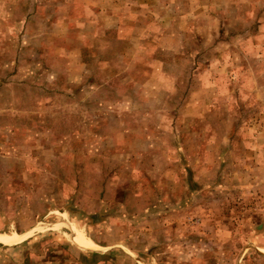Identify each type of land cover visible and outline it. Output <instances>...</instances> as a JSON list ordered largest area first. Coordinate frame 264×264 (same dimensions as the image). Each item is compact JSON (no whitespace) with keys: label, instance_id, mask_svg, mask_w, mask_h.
Wrapping results in <instances>:
<instances>
[{"label":"rangeland","instance_id":"rangeland-1","mask_svg":"<svg viewBox=\"0 0 264 264\" xmlns=\"http://www.w3.org/2000/svg\"><path fill=\"white\" fill-rule=\"evenodd\" d=\"M21 1L10 20L34 17L0 51V233L40 221L89 264H264V0H150L107 32L84 4L97 25L72 36L50 30L59 0ZM19 243L0 264H45Z\"/></svg>","mask_w":264,"mask_h":264},{"label":"crops","instance_id":"crops-1","mask_svg":"<svg viewBox=\"0 0 264 264\" xmlns=\"http://www.w3.org/2000/svg\"><path fill=\"white\" fill-rule=\"evenodd\" d=\"M148 1L150 0H59L60 2V7L64 8L66 13L64 16H62L59 20H57L56 23L52 24L50 26V30H55V29H61L63 28L64 34H69V36H72L70 34L71 31L75 32L77 35V28L78 27H83L84 26V21L85 23L90 24L92 27H96L97 23H95V18H90V19H85L84 21L81 20V18L84 16V14H78L76 13V7L77 6H82L84 7H90L94 10V14L96 18H103V20L100 21V24L104 27L101 29L104 32H107L109 30H120V28H128V27H134L138 26L139 20H140V14L135 15L133 14L130 10L131 8L135 7L138 9H146V4H148ZM8 3H11V0H0V22H4V25L8 26L10 25L9 32L10 36H5V30L2 24H0V51L3 49L4 46H9L13 43L15 39V33L14 30L17 32V27L21 29L22 31L25 29V24H27L33 17H34V12L29 10V7L25 9V12L23 13V16L20 18V20H10L11 15L8 16V10L7 5ZM22 1L21 0H16L14 4L11 3V8L10 10H13L17 6H21ZM28 4V2H26ZM33 3H36V0H33ZM166 8L164 7L163 10ZM163 14L167 15V10ZM162 14V15H163ZM98 21V20H97ZM158 23L160 26L165 25H172L173 19L170 17L167 18V16H163L162 18H158ZM165 22V23H163ZM24 27V28H23ZM70 29V31H68ZM99 34V30L94 34V37L97 38ZM144 35H138L135 37H123L127 42H125V45L132 46V48L135 49L136 53L138 52V49L140 47V44L142 45L144 42L142 41ZM76 37V36H74ZM84 39H91L88 35H82L79 34L78 40L80 44L83 42ZM92 40V39H91ZM93 41V40H92ZM94 47V45H92ZM127 47V46H126ZM126 47H122L123 51L121 53H124V49ZM130 54L127 52L126 54H123L122 56V61H125V63H130L131 58L129 56ZM4 60V59H3ZM7 61H13L12 58L6 59ZM83 61V56H82V51H81V62ZM38 61H36L37 63ZM12 63V62H11ZM33 64L34 61H33ZM2 67V57L0 53V69ZM109 66H105L107 68ZM95 72V71H94ZM39 73L38 69H33L32 74ZM1 74V71H0ZM37 75V74H36ZM60 205V204H59ZM61 207L60 209H64V207ZM65 208H70L69 206H66ZM65 210V209H64ZM72 210V209H71ZM69 211L67 213L70 214V216H73V210ZM62 212V211H61ZM64 212V211H63ZM66 212V211H65ZM40 217V216H39ZM45 217V216H44ZM42 218V217H41ZM94 218V216H93ZM41 222H37L32 229L28 230L27 232H19L17 233V236L20 237L19 239H16V235H10V234H4L0 233V244L2 245H14L15 243H19L24 239V235L31 233L29 237H27L24 241L20 242L23 246L33 248L34 246L39 247L40 243L43 244V254H44V259L45 264H89L90 259L89 256H81L80 253L79 255L74 252L73 248L71 245L67 243H59L57 240H52L50 236H47V232H45L42 228L45 224H40ZM39 229H42L39 231ZM39 231V232H38ZM42 237L40 240L39 238ZM40 241H39V240ZM3 240H6L4 242ZM17 240V241H16ZM37 242H34L36 241ZM34 242V243H33ZM94 244L98 245V242L92 241ZM19 243V244H20ZM46 243V244H45ZM101 246L102 244L99 243ZM81 246V245H80ZM83 247V246H81ZM52 248H54L52 250ZM39 249V248H38ZM55 250L57 251V254H55ZM61 251H63L61 253ZM57 257H56V256ZM104 261V260H102ZM99 261L98 263H100Z\"/></svg>","mask_w":264,"mask_h":264},{"label":"trees","instance_id":"trees-1","mask_svg":"<svg viewBox=\"0 0 264 264\" xmlns=\"http://www.w3.org/2000/svg\"><path fill=\"white\" fill-rule=\"evenodd\" d=\"M63 251H61V253H62ZM57 254V253H56ZM56 256V255H55ZM57 257V256H56Z\"/></svg>","mask_w":264,"mask_h":264}]
</instances>
